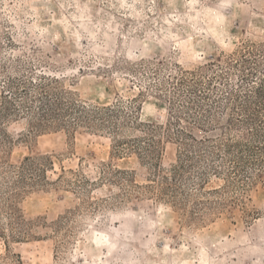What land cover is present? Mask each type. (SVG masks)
Wrapping results in <instances>:
<instances>
[{
    "label": "rangeland",
    "instance_id": "1",
    "mask_svg": "<svg viewBox=\"0 0 264 264\" xmlns=\"http://www.w3.org/2000/svg\"><path fill=\"white\" fill-rule=\"evenodd\" d=\"M9 80L111 106L118 130L2 117ZM260 84L264 0H0V181L28 156L45 172L0 213V264H264V168L201 180L193 147L249 140Z\"/></svg>",
    "mask_w": 264,
    "mask_h": 264
},
{
    "label": "trees",
    "instance_id": "2",
    "mask_svg": "<svg viewBox=\"0 0 264 264\" xmlns=\"http://www.w3.org/2000/svg\"><path fill=\"white\" fill-rule=\"evenodd\" d=\"M47 85H49V83H47L46 86ZM7 86L9 87L8 93L11 94L10 96L19 98L16 99L19 103L18 106H16V103H12L11 100L7 99L4 92L2 95V103L5 106L3 108L5 113L1 115L2 117L9 114L17 115V113H25L33 118L35 121L33 127L37 130L49 125H65L66 119L70 117H72L73 123H76L75 125H82L83 123L90 126L95 125L110 131V133H114L118 130V123L113 120V116L116 115L112 114L116 110L111 106L94 107L90 109L83 104H77V102L75 103L70 100L65 101L69 94L67 92L47 91L44 86L39 85L33 87V91L35 92L34 95H28V92L25 91L22 95L17 96V94H19L17 92L18 84L16 86L14 80H9ZM245 97L246 103L243 105L242 109L247 112V117L243 122L251 129L249 140L245 142L237 141L234 143H215L217 145L204 143V141H200V143L199 141H195L197 144H194L193 147L205 152V157L200 159V161L204 163V165L201 164V167L205 170L198 171L199 179H205L207 171L210 169L217 170L214 167L215 162L222 165L227 158H233L237 166H244L247 163L252 164L251 160L245 157V155H249L254 157L253 165L258 166L259 169L264 168V159H262L264 158V85L260 84L252 95L247 94ZM249 102H252L256 107L252 109L249 106ZM261 116L262 118H260ZM92 117L93 120H91ZM214 148L219 150L220 153L216 152ZM146 151L148 152L144 156H149L148 153L151 152L148 149ZM185 157H188V155L185 154ZM41 159H43V157H25L23 163L17 169L16 179L4 178V180L0 181V213H3L2 209L5 206L10 205V208H12L10 203L16 198L19 189H23L27 185L35 183L36 180L35 178L32 180V177H36V175L37 177L43 176L45 172L43 173V170L36 169L35 167V164ZM198 167L200 168V165ZM179 168H182V166H179ZM173 171L175 179L181 176L178 169ZM168 188L169 187H167L166 190H168ZM171 191L172 193H177V190L171 189ZM170 195L172 198L176 197L175 194H173V196L172 194ZM8 215L10 217L12 216V218L14 217V219L18 221L15 222L20 224L19 221L21 218L17 214L9 212Z\"/></svg>",
    "mask_w": 264,
    "mask_h": 264
}]
</instances>
